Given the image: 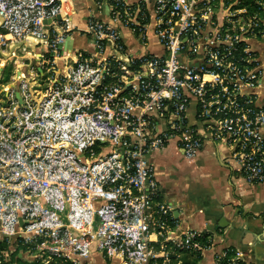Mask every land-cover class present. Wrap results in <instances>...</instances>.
<instances>
[{
	"label": "built area",
	"instance_id": "1",
	"mask_svg": "<svg viewBox=\"0 0 264 264\" xmlns=\"http://www.w3.org/2000/svg\"><path fill=\"white\" fill-rule=\"evenodd\" d=\"M76 1L0 0V51L26 58L0 75V240L35 264H257L180 229L148 156L212 140L264 182V0H82V26Z\"/></svg>",
	"mask_w": 264,
	"mask_h": 264
},
{
	"label": "crops",
	"instance_id": "2",
	"mask_svg": "<svg viewBox=\"0 0 264 264\" xmlns=\"http://www.w3.org/2000/svg\"><path fill=\"white\" fill-rule=\"evenodd\" d=\"M75 7L72 22L82 26L86 2L78 0ZM259 50L264 59L263 48ZM148 158L162 198L175 207L180 229L211 230L217 249L230 245L264 264V182L249 184L234 173L224 145L207 140L194 158L187 159L168 144Z\"/></svg>",
	"mask_w": 264,
	"mask_h": 264
},
{
	"label": "rangeland",
	"instance_id": "3",
	"mask_svg": "<svg viewBox=\"0 0 264 264\" xmlns=\"http://www.w3.org/2000/svg\"><path fill=\"white\" fill-rule=\"evenodd\" d=\"M4 49L0 47V50ZM23 47L21 49H16L10 53H2L0 51V75L1 78L4 80H10L13 77V73L16 71V67L19 63L26 62V58H23L22 55L24 54ZM15 238V237H14ZM3 242V240H0ZM6 242V241H4ZM6 244H8L6 242ZM21 247V251L23 252L21 258L22 260L29 262L28 259H31L29 256L33 251L26 247V245H19ZM1 247V246H0ZM6 254L5 250H0V254ZM7 259V257H6Z\"/></svg>",
	"mask_w": 264,
	"mask_h": 264
},
{
	"label": "trees",
	"instance_id": "4",
	"mask_svg": "<svg viewBox=\"0 0 264 264\" xmlns=\"http://www.w3.org/2000/svg\"><path fill=\"white\" fill-rule=\"evenodd\" d=\"M0 246H1L0 250L3 249L6 252L5 255L3 253L0 254V264H35L33 262L31 263V262H26L22 260L21 258L22 251L19 245L15 246L14 244H11V243L6 244V242L3 241V242H0Z\"/></svg>",
	"mask_w": 264,
	"mask_h": 264
}]
</instances>
